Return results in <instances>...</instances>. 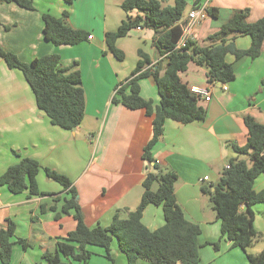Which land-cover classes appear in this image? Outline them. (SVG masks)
<instances>
[{
	"label": "crops",
	"instance_id": "crops-1",
	"mask_svg": "<svg viewBox=\"0 0 264 264\" xmlns=\"http://www.w3.org/2000/svg\"><path fill=\"white\" fill-rule=\"evenodd\" d=\"M122 2L34 0V10L16 3L0 4V45L25 63L52 54L60 56L63 67L77 62L86 93L82 124L73 130L62 129L37 107L23 73L10 69L0 58V176L23 158L34 159L41 166L37 181L40 192L45 194L30 196L28 191L12 194L6 186H0V229L12 221L16 225L15 241L21 238L29 244L25 249L16 242L9 264H47L43 255L55 252L57 241L77 227L73 212H62L64 198L69 197L67 191L47 176L46 168L71 180L84 222L90 228L108 227L116 215L127 219L129 212L140 204L143 182L154 165L148 166L143 159L144 148L153 135V116L143 109L132 110L114 103L113 98L116 88L136 68L139 51L149 56L152 66L158 65L162 73L165 63L153 44L154 31L150 29H133L117 41V48L125 54L124 60L110 51L106 33L117 31L127 20ZM200 5L217 10V17L208 16L192 26L189 14ZM163 6L172 5L163 0ZM243 10L249 11L248 22L254 23L264 16V0H187L183 18L176 26L182 29L183 37L204 47L210 45L209 36ZM64 12L69 14L66 19L69 26L88 32L92 39L61 46L46 40L43 14L61 18ZM129 15L135 17L137 12L131 11ZM235 45L239 50H247L251 38L237 37ZM228 61L233 63L235 79L228 84V91L216 84L212 99L200 102L207 111L206 119L189 125L168 120L162 139L153 149L158 165L178 174L177 202L187 219L202 228L200 264H247L246 252L221 239L220 222L201 189L217 183L231 159L247 158L238 155L231 146L247 144L249 131L245 118L250 116L264 125V45L256 59L245 56L236 60L229 56ZM206 73L205 68L191 63L181 78L190 88L207 87ZM140 85L141 96L155 107L159 105L154 78H144ZM205 177L208 180L202 182ZM157 187L156 184L154 190ZM254 189L256 192L264 189V174L256 179ZM253 211L254 227L260 237L247 252L259 254L264 250V203L254 205ZM143 222L150 230L162 227V207L148 206ZM218 241L219 250L207 244ZM111 248L116 264H128L118 244L112 243ZM92 251L94 256L89 264H112L103 257L102 248L92 247Z\"/></svg>",
	"mask_w": 264,
	"mask_h": 264
},
{
	"label": "trees",
	"instance_id": "trees-1",
	"mask_svg": "<svg viewBox=\"0 0 264 264\" xmlns=\"http://www.w3.org/2000/svg\"><path fill=\"white\" fill-rule=\"evenodd\" d=\"M72 3L73 0H65ZM16 3L27 10H34V0H0V4ZM122 9L127 13V20L115 32L106 33L105 39L110 51L119 60L125 54L116 46L120 38L136 28L154 31L153 44L165 66L159 69L152 66V61L144 52L139 51L140 60L129 78L116 88L114 103H121L132 110L143 109L153 116V135L144 148L143 159L153 171L147 173L143 182L144 193L139 206L129 212L127 219L116 215L108 227H88L78 202V193L71 180L64 174L46 168L49 178L59 183L68 198H64L62 212H73L77 221L76 229L66 238L57 241L55 252H46L43 259L47 264H89L94 256L92 247L105 251V257L116 264L112 254V243L117 241L119 249L125 254L128 264L145 261L148 264H200L199 237L202 228L190 222L176 198L175 187L179 179L173 170L162 169L153 156V149L162 139L168 120L189 125L206 119L207 111L200 105L201 100L191 92L181 74L189 69L191 63L206 69L208 83L229 84L235 79L233 63L242 57L258 58L264 45V16L254 23L247 20L248 10H243L215 34L209 36L210 45L201 46L189 40L185 48L177 49L183 37V31L176 26L183 18L187 0H174V5L163 6V0H123ZM198 6H195L197 8ZM136 11L137 15H129ZM211 17H217L218 11L208 9ZM68 12L61 18L49 13L43 14L44 35L46 40L56 46L76 45L86 41L89 33L74 29L66 22ZM240 36L251 38L247 50H239L235 40ZM0 58L10 69L21 71L29 83L37 107L50 119L51 123L62 129L73 130L80 126L86 112V93L83 87L82 73L75 62L70 67H63L60 56L46 55L25 63L0 45ZM152 76L157 86L160 103L156 107L151 101L141 96L142 79ZM264 85V81H263ZM245 124L249 131L247 144L243 147L232 144V149L246 159L233 158L229 161L230 169H224L217 183L204 186L202 194L208 196L213 210L221 225V239L231 242L247 254V264H264V250L259 254L247 252L260 237L254 227L253 206L264 203V189L256 192V179L264 174V125L247 116ZM18 155L17 152H15ZM41 170L38 161L23 158L10 166L0 176V186H6L12 194L26 191L30 196H44L40 192L37 176ZM158 185L154 190V186ZM162 207L164 225L150 230L143 222V215L148 206ZM16 238V225L8 221L5 229H0V260L9 264L12 260L13 246L17 242L25 249L26 240ZM216 250L220 241L207 243Z\"/></svg>",
	"mask_w": 264,
	"mask_h": 264
},
{
	"label": "built area",
	"instance_id": "built-area-1",
	"mask_svg": "<svg viewBox=\"0 0 264 264\" xmlns=\"http://www.w3.org/2000/svg\"><path fill=\"white\" fill-rule=\"evenodd\" d=\"M209 16L207 7L206 6H198L197 8L193 9L190 14L189 18L191 20L192 26L196 25L199 22H202L207 19ZM139 30L141 28H138ZM89 39H92V36L89 37ZM189 41L188 38L183 37L181 41L177 45V49L185 48L187 45V42ZM216 84H220L223 91H228V84H221V83H212L209 84L207 87H198L193 86L191 87V92L195 94L201 101L209 102L212 99V95L215 91ZM226 169H230V164L228 163L225 166ZM208 177H205L202 179V182L207 181Z\"/></svg>",
	"mask_w": 264,
	"mask_h": 264
},
{
	"label": "rangeland",
	"instance_id": "rangeland-1",
	"mask_svg": "<svg viewBox=\"0 0 264 264\" xmlns=\"http://www.w3.org/2000/svg\"><path fill=\"white\" fill-rule=\"evenodd\" d=\"M168 1H169V5H173V3H174L173 0H168ZM113 243H115L117 245V241L116 240H114ZM103 257H105V256L103 255Z\"/></svg>",
	"mask_w": 264,
	"mask_h": 264
}]
</instances>
